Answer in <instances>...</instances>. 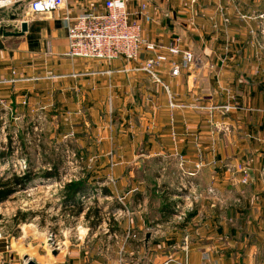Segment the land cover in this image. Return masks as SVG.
<instances>
[{"label":"crops","instance_id":"0c3cea01","mask_svg":"<svg viewBox=\"0 0 264 264\" xmlns=\"http://www.w3.org/2000/svg\"><path fill=\"white\" fill-rule=\"evenodd\" d=\"M229 1L128 0L145 39L159 47L156 52L143 49L139 62L121 57L106 63L66 56V10L71 14L95 7L102 10L103 0H70L66 9L31 20L24 16L29 24L24 36L0 37V79L13 78L14 71L18 78L0 84V117L4 111H12L10 123L21 122L29 132L42 121L53 152L48 171L61 175L54 158L61 148L63 153L65 149L76 151L85 166V178L73 181L85 182L78 193L67 199L65 188L72 182L62 191L63 207L74 205L66 215L73 226L64 233L63 248L54 254L49 246L50 252L41 255L45 243L39 242L29 246L35 254L31 255L22 247H9L0 250V264H26L29 260L37 264H264L262 226L232 233H216L208 227L192 234L173 224L178 195L172 182L180 185L176 177L199 186L211 176L210 182L215 183L210 164L224 153L216 155L214 145L225 139L215 136L214 126L226 122L219 113L223 106L216 104L228 101L231 79L245 90H263L259 81L264 76L256 67L250 70L252 74L235 67L231 73L230 67L262 58L256 50L257 56L254 52L246 59V49L250 42L263 39L264 19L259 15L264 9L231 7ZM201 33L206 39L202 44ZM172 42L181 51L192 52L194 60L170 54L166 47ZM201 45L206 48L202 56ZM231 47L237 52L230 53ZM155 53L168 58L156 68L157 79L135 70ZM177 66L179 73L175 74ZM164 170L169 172L166 181ZM257 172L248 188L252 191L261 186L262 194L264 172ZM229 181L225 179L224 190L233 188L231 183L242 188ZM92 192L98 198L84 206L81 197L88 199ZM242 198L246 199L240 193ZM115 209L123 215L111 217L106 233L102 219ZM246 224L259 225V218ZM129 231L135 236L127 237ZM186 237L188 249L183 247Z\"/></svg>","mask_w":264,"mask_h":264},{"label":"rangeland","instance_id":"374dc122","mask_svg":"<svg viewBox=\"0 0 264 264\" xmlns=\"http://www.w3.org/2000/svg\"><path fill=\"white\" fill-rule=\"evenodd\" d=\"M229 2L231 7H245L250 10L264 9V0H230ZM261 33L263 39L258 38L256 43L250 42L246 49V59H249V55L252 56L256 50L259 57V53L262 55L261 59H257L259 63H253L254 61L249 63L248 61L246 64L232 65L230 67L231 73L233 67L236 68V71L238 68H243L248 73L250 70L255 71L254 68L256 67L258 73L261 72L264 76V26ZM203 40L206 41L205 34L201 33L199 42L201 43ZM204 47L201 45L199 48L201 56L206 54V48ZM237 50L236 48H229L230 53L237 52ZM216 52L221 54L222 51ZM236 74L238 72L234 73V75ZM232 80L228 101L225 100V102L216 104L217 106H223L219 113L220 118L222 117L226 122L221 121L218 125L215 122L214 126L215 136L221 135V138L225 139L224 143L217 141L214 145L216 155L219 152L224 153L223 157L218 158L217 156L219 160H214L210 164L212 171H214L215 183L210 182L211 179L213 180L210 176L211 173L209 174L210 177H205L208 181L205 179L200 182L201 185L199 186L187 183V181L177 177V181L179 180L181 184L172 182V187H174L178 196H182L186 200L183 193L179 192V188L182 187L184 190L187 189L192 197L186 202L182 201L184 215L181 220L173 222L179 231L193 234L195 230L205 231L209 227L210 231V227H212L216 233H232L234 230L245 231L247 227H264V197H262L264 193L259 194L263 187L258 186V189H252V191L248 188L253 182L249 171L258 173L257 171L260 170L261 173L264 172V78L259 81L263 84V90L260 91L253 87H247L245 90L242 88L243 85L238 87L237 81ZM218 90L222 92L223 88L219 87ZM227 106L229 107L227 108ZM221 113L223 114L221 115ZM8 122L10 123L9 120ZM22 131L24 133L21 136ZM44 131L45 128H39L38 130L34 128L33 132H29V129L22 126L21 122H17L16 124L10 123L5 129L6 142L0 137V148L3 149H0V151L7 153L5 162L0 163V179L9 178L13 174H23L27 170L38 173L37 177L24 188L0 202V250H6L9 247H22L29 254L35 255L30 247L33 244L37 245L39 242H44L45 244L41 248L45 252L43 251L40 254H48L49 249H51L49 247L51 246L49 243L50 234L53 232L60 242H64L65 231L73 226L68 224L66 215L69 213V207L74 205L63 207L62 191L64 187H61L63 183L60 180L65 174L68 175L67 179L70 175L74 176L80 170L79 166H83L84 163L80 161L78 166H76V163L69 165L66 163V158L63 159L62 157L67 154V149L63 153L64 150L61 148L54 156L59 164V169H61V175H57L55 178H46L42 172L48 171V168L51 167L49 163L51 157H53V152L50 150L51 140L48 139V135ZM20 163H22V166L25 164L28 167L27 170H22ZM169 165L171 166V164ZM157 168L162 169V167ZM244 171L249 174V182H244L246 177ZM238 172L241 174L240 177L235 176ZM163 176L166 181L169 178V172L164 170ZM225 179H230L234 184L242 185V188L234 187L229 181L233 188L224 190L226 189L224 187ZM240 193L242 197L246 198V202L243 198L242 200L239 199ZM89 196H92V193H89ZM177 201L174 206L180 204ZM252 203H257L258 207H254ZM87 204L88 202L85 200L84 206H88ZM20 212L24 216V220H16V216ZM255 217L259 218V225L246 224L249 221H254ZM72 224L77 225L76 223ZM175 236L172 235V237Z\"/></svg>","mask_w":264,"mask_h":264},{"label":"built area","instance_id":"2783aa9c","mask_svg":"<svg viewBox=\"0 0 264 264\" xmlns=\"http://www.w3.org/2000/svg\"><path fill=\"white\" fill-rule=\"evenodd\" d=\"M20 1L22 0H0V8L13 5ZM69 3L70 0H35L27 7L25 16L27 20H31L45 13H51L59 9H66ZM103 8L104 9L100 10L95 7L78 14H71L66 10L63 22L65 23L67 37L69 39L66 52L67 57L72 59L84 58L99 60L106 63H111L113 60L123 57L130 62H139L143 49L150 52H156L159 49L156 44L150 43L145 39L140 21L132 18L134 13L129 11L128 0H103ZM142 9H146V6L142 5ZM259 17L264 18V13L260 14ZM166 49L170 54L180 55L182 53L185 61L192 62L194 60V54L192 52L181 51L175 42L170 43ZM167 59L168 58L165 54L155 53L152 58L146 59L144 62L140 63L135 70L150 73V75L157 79L156 68ZM174 73H179V66L174 69ZM12 74L13 78L11 79H0V84L16 82L18 78L16 77L15 71ZM2 102L4 103V101ZM228 107L229 106H227V108ZM12 115V111L8 110L6 112L4 111L0 117L2 123L0 137H2V140L5 142L7 141L5 129L9 126L8 120L11 119ZM42 127V121H39L33 129L35 128V130H38ZM66 152L67 154H65L64 157L66 158V163L69 165L76 163V166H78L80 161L84 163V158L76 151L67 150ZM20 164L22 170H27L28 167L25 164L23 166L22 163ZM79 167L80 170H78L74 176L70 175L69 179H67V174L62 176L60 182H62L63 185H61V187H65L67 183H71L74 180L79 181L85 178L84 164ZM198 168H200V164L198 165ZM247 171H244L246 176L244 182H249V174H247ZM179 192L183 193L186 200H184L182 196H176L178 199H175L176 201L178 200L177 203L180 204L173 207L174 220H181L184 215V206L181 204L182 201L186 202L188 199H192L190 192L188 193L187 189L184 190L181 187L179 188ZM97 195V193L92 192V196H88V199L86 196L81 198L82 201L87 200V202L91 204L93 203V199L97 198ZM90 197H92V199H90ZM106 215L108 217H104L102 222L105 221L106 223L105 228H107V233L110 232L108 228L109 223L111 222V217L122 216L123 212L120 209H115L107 212ZM99 228L101 227L99 226ZM133 236H135L134 233L130 231L127 232V237L130 238ZM49 242H51L50 245L54 249L59 250V248L63 246L53 232L50 234ZM183 247L185 249H188L189 247V239L187 237L183 241Z\"/></svg>","mask_w":264,"mask_h":264},{"label":"water","instance_id":"95a60500","mask_svg":"<svg viewBox=\"0 0 264 264\" xmlns=\"http://www.w3.org/2000/svg\"><path fill=\"white\" fill-rule=\"evenodd\" d=\"M35 0H22L13 5L0 8V37H21L28 32V22L24 20L27 7ZM252 181H254V172L249 171ZM151 233L146 234L145 244L148 247ZM51 243V242H49ZM58 252L55 249L54 254ZM26 264H37L34 260L27 261Z\"/></svg>","mask_w":264,"mask_h":264},{"label":"trees","instance_id":"16d2710c","mask_svg":"<svg viewBox=\"0 0 264 264\" xmlns=\"http://www.w3.org/2000/svg\"><path fill=\"white\" fill-rule=\"evenodd\" d=\"M6 152L0 151V161L3 159H6ZM38 173H35L33 171L27 170L23 174H13L9 178H1L0 179V202L8 199L13 194H15L17 191H19L21 188H24L28 183L33 181L37 177ZM42 174L46 178H55L57 175L55 171H44ZM84 181L80 182H72L71 184L66 185V193H67V199H72L75 194L78 193V191L81 189L82 185L84 184ZM22 216V217H21ZM24 216L20 212L16 216V220L23 219Z\"/></svg>","mask_w":264,"mask_h":264},{"label":"bare ground","instance_id":"6f19581e","mask_svg":"<svg viewBox=\"0 0 264 264\" xmlns=\"http://www.w3.org/2000/svg\"><path fill=\"white\" fill-rule=\"evenodd\" d=\"M42 188V187H41Z\"/></svg>","mask_w":264,"mask_h":264}]
</instances>
